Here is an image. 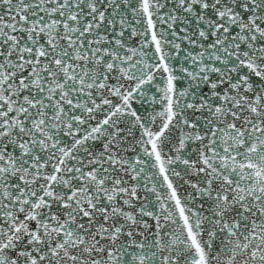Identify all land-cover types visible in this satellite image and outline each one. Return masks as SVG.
I'll return each mask as SVG.
<instances>
[{
	"label": "snow or ice",
	"instance_id": "snow-or-ice-1",
	"mask_svg": "<svg viewBox=\"0 0 264 264\" xmlns=\"http://www.w3.org/2000/svg\"><path fill=\"white\" fill-rule=\"evenodd\" d=\"M0 264H264V0H0Z\"/></svg>",
	"mask_w": 264,
	"mask_h": 264
}]
</instances>
